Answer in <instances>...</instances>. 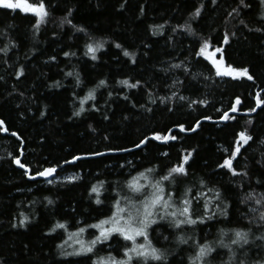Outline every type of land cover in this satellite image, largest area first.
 Returning <instances> with one entry per match:
<instances>
[{"label":"trees","instance_id":"1","mask_svg":"<svg viewBox=\"0 0 264 264\" xmlns=\"http://www.w3.org/2000/svg\"><path fill=\"white\" fill-rule=\"evenodd\" d=\"M44 2L49 15L38 29L31 14L0 7V121L8 131L0 127V264H93L116 253L128 245L117 237L84 256H66L59 246L82 226L108 219L115 201L126 207L133 177L145 173L155 183L185 157L188 176L163 185L177 207L190 190L198 222L177 229L170 218H157L149 228L166 264H190L203 244L216 249L209 264H264V238H257L264 237V221L258 219L264 209L257 204L264 201L260 0H245V8H238L239 0ZM197 9L201 14L194 17ZM206 41L213 51L223 50L219 58L247 68L253 79L218 78L201 54ZM89 44L101 45L95 60ZM125 80L138 86L129 88ZM241 132L252 140L240 146L233 175L220 165L235 151ZM21 156L31 175L51 167L57 177H79L33 181L16 166ZM133 199L139 206L140 198ZM237 230L249 233L243 247L231 243ZM180 236L188 242L180 244Z\"/></svg>","mask_w":264,"mask_h":264},{"label":"snow or ice","instance_id":"2","mask_svg":"<svg viewBox=\"0 0 264 264\" xmlns=\"http://www.w3.org/2000/svg\"><path fill=\"white\" fill-rule=\"evenodd\" d=\"M212 3L215 5L217 0H212ZM260 4L264 6V0H260ZM0 7L5 9H20L21 12L25 14H31L33 17L36 18L35 20V27L38 29L41 24L46 22V19L49 15L48 5L44 2V0H40V2H26V0H21V2H10V0H0ZM250 7V4H246L245 0H239L238 8H245ZM233 12L236 15H239L238 9H233ZM201 14L200 9H197L194 13V17H199ZM69 16L71 13L69 12ZM260 20L264 21V15L259 17ZM70 22V21H65ZM241 24L245 22L240 20ZM247 26V25H245ZM79 31H84L82 28L78 29ZM191 30L190 28L188 29ZM252 30V29H250ZM261 29L257 28L255 31H260ZM229 41L227 37L224 39V43L227 44ZM117 48H120V44L115 45ZM101 47L100 44H96L93 46L92 44L88 45V50L90 53H93L92 59H96L94 53ZM210 45L206 41L202 48L201 54H204V50L209 48ZM216 52L223 53V50L217 48ZM124 56H129V52L124 51ZM204 59L211 60L216 73L218 76H229L233 79L244 78L246 77L248 80H252V75L249 74V70L247 68H236L232 67L231 65L225 66V62L223 59L220 62H217L215 59H212L209 55H204ZM23 73L21 72V75ZM68 75H72V73H68ZM104 82L101 81V84ZM122 84L126 85L129 88L137 87L138 84H129L127 80L122 81ZM93 93L89 92L88 99H93ZM83 104L84 101H81ZM237 104L240 103V100L237 99ZM259 103V101H258ZM236 111V108L232 109ZM84 109L81 108L79 112L75 114L77 116L83 112ZM227 118V117H226ZM4 124L3 121H0V127ZM183 131V128H181ZM12 135H16V133H12ZM152 139L160 140L163 139L167 142L168 139H175V137H159L154 136ZM252 137L245 132L239 133V139L237 140V147L235 151L230 154L228 159H225L224 162L220 165L221 168H226L228 171L232 172L233 175H237V173L233 169V160L236 158L238 154H240V146L242 144H247ZM147 140L142 141L141 143H147ZM141 145L138 144L137 147ZM124 151H128V149H124ZM98 155H102L98 153ZM75 159H81V157H76ZM189 158L185 157L183 163L178 164L175 167L169 169L168 174L163 175L161 180H157L155 183H152L148 180V177L145 173H140L138 176L133 177L131 180L127 182L128 190L133 194L131 197H125L126 207L121 206V201L117 200L114 203L115 211L113 214L105 220L100 221L98 224L90 225V227L97 229L99 235L91 240L87 245L84 244L83 241H80V248L79 250H74L71 253H68L70 256H84L89 253H93L94 248L97 244H102L105 241H108L113 234H118L123 238L124 241L128 242V245L125 246L123 256L124 259L116 260L114 257L109 256L107 258H99L98 260L94 261L93 264H134V262H138V264H150V262H157V264H166L167 256L166 254L161 251V249L155 247L150 240L149 236V228L153 225L158 223L159 220H164L165 218H170V223L177 229L182 228L184 225H195L198 221L192 218V210H191V200L187 197L190 195V190L185 192L184 197L182 198V206L177 207L175 201L173 199V193L169 191L166 194L165 187L163 185V181H167L170 184L174 183V178L177 176H188V170L186 169L185 165L188 164ZM16 163L19 167L25 168L24 164L20 163L19 160H16ZM27 172V169H25ZM55 168H47L42 172H38L36 175H30L28 178L35 180L37 176L44 177L45 179L55 173ZM152 169H147V172H152ZM141 181H145L141 183ZM92 193H96L99 196V190L96 187L91 189ZM119 195V194H118ZM217 198L219 199V193L216 194ZM134 197H139L140 202L139 206L134 202ZM251 198V197H249ZM51 203V201H49ZM97 204H100L101 201L99 199L96 200ZM257 204L264 209V201H257ZM207 209V205H205ZM255 211V209H253ZM215 215V213H213ZM210 218V217H209ZM25 218L21 221V225L25 224ZM259 220L264 221V210H261L260 215L258 217ZM203 223V219L199 221ZM56 228L63 229L65 228L64 224H57ZM86 231V229L81 228L79 229V233L74 235H79ZM221 235H226L223 231ZM248 232L245 231H235L234 232V239L231 240L233 245H239L243 247L244 245L248 244ZM142 238L143 242L138 243V239ZM258 239L264 237H257ZM166 239V238H165ZM178 242L180 244H186L188 240L184 236H180L178 238ZM130 245V246H129ZM220 246L229 248L231 252L232 249L229 245H225L223 240L220 241ZM63 249V245L59 246ZM216 249L209 244L197 245V251L195 254L190 258V264H209L208 257L212 255V253ZM232 259L231 257L229 258Z\"/></svg>","mask_w":264,"mask_h":264},{"label":"rangeland","instance_id":"3","mask_svg":"<svg viewBox=\"0 0 264 264\" xmlns=\"http://www.w3.org/2000/svg\"><path fill=\"white\" fill-rule=\"evenodd\" d=\"M10 2L19 3V2H21V0H10ZM212 51H213V49H211L209 47V48H207V49L204 50V55L211 56L210 53ZM78 177H79L78 174L70 173V174H67V175L59 176V177H57L56 179H53V180L52 179L51 180H46V183L73 181V180L77 179ZM119 192H122V188H121V190ZM98 223L99 222L92 223L90 225L98 224ZM90 225H84V226H82L81 228L86 229V231H84L83 233H81L79 235H74V234L79 233V229H81V228L77 229L73 233H70L69 236L67 237V239L64 241V243H62V245L64 246L62 250H63V252H64V254L66 256H70V255H68V253H71L74 250H79V248H80V241H83L84 244L87 245L91 240L95 239L99 235V232L97 231V229L90 227ZM113 237L120 238L121 240L123 239L118 234H113V236L108 241H110ZM108 241H105L104 243H108ZM122 241H123V243H128V242H126L124 240H122ZM139 242H143L142 238H139L138 239V243ZM102 244H97L96 247L94 248V250L96 248H98ZM109 248H111V247L106 245V249H109ZM124 248L125 247H122V245H120V247L117 250V252L116 253L114 252V253L109 254L108 257L109 256H112L116 260L124 259L125 258L123 256Z\"/></svg>","mask_w":264,"mask_h":264},{"label":"water","instance_id":"4","mask_svg":"<svg viewBox=\"0 0 264 264\" xmlns=\"http://www.w3.org/2000/svg\"><path fill=\"white\" fill-rule=\"evenodd\" d=\"M217 53L218 52H216L215 50L214 51H212L211 53H210V55H211V58L212 59H215L217 62H220V60L222 59V58H219L218 57V55H217ZM224 60V59H223ZM224 62H225V60H224ZM210 64H211V66L214 68V66H213V64L211 63V60H210ZM228 64L225 62V66H227ZM214 70H215V68H214ZM215 72H216V70H215ZM217 74V73H216ZM217 77L218 78H220V79H229V78H231V77H229V76H218L217 75ZM258 110V108L256 109V111ZM234 114H239L238 112H233ZM250 115H253V114H250ZM222 122V121H221ZM2 128V132H3V134H8V131H7V128H6V126H5V124H3V126L1 127ZM12 135V134H11ZM12 136H14V137H17L18 138V136H17V134L16 135H12ZM166 137H168V136H166ZM21 158H22V156L18 159L19 161H20V163H21ZM16 166L19 168V169H21V170H23V171H25V169H27V174H28V177L31 175V171H30V169L29 168H27L26 166H25V168H21V167H19L18 165H17V163H16ZM56 169V171H55V173L53 174V175H51V176H49V177H47L46 179L44 178V177H40V176H37V178L35 179V180H40V181H43V182H46V180H53V179H55L56 177H57V172H58V169L57 168H55ZM31 180H33V179H31ZM34 181V180H33Z\"/></svg>","mask_w":264,"mask_h":264}]
</instances>
